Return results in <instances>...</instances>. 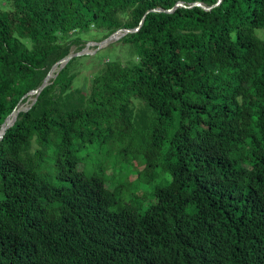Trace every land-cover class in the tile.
Instances as JSON below:
<instances>
[{"label":"trees","instance_id":"obj_1","mask_svg":"<svg viewBox=\"0 0 264 264\" xmlns=\"http://www.w3.org/2000/svg\"><path fill=\"white\" fill-rule=\"evenodd\" d=\"M197 1L0 0V127L82 34L145 15L126 61L83 90L72 57L6 128L0 264H264V0Z\"/></svg>","mask_w":264,"mask_h":264},{"label":"rangeland","instance_id":"obj_2","mask_svg":"<svg viewBox=\"0 0 264 264\" xmlns=\"http://www.w3.org/2000/svg\"><path fill=\"white\" fill-rule=\"evenodd\" d=\"M256 32L260 35L261 38H264V30L256 29ZM103 36L104 33L94 28H92L89 32L81 35V37L85 41L84 47L87 46L85 48L86 49L85 51L89 52L88 54L85 55H89V56L79 60V63L75 67L76 70H80L81 73L80 75H78L77 79L74 80V87L87 90L89 87L92 72L96 70L101 63L107 62L112 58L122 61H126L128 59L127 57L128 49L126 47H123L121 44L117 43L118 40L108 42L106 45H103L102 47L96 50L95 49L96 45L94 44V42L101 41L102 39H104ZM72 52H76V51H72ZM33 97H34L33 95H30L28 97V100L25 103L19 105L18 108L28 107ZM105 151H106L105 148H102L99 152L103 154ZM114 154L115 151L113 150L106 153V155L110 158L114 157ZM131 156L132 154L130 153V157H129L130 159H134V157L137 158L139 157V155L136 156V154L132 158ZM133 165L134 164L132 163H129L128 166L124 164L117 165L114 168V176L116 179L113 180V182H109L108 185H110V187H113L115 184H119V183H124L127 185V181H128L127 176L132 177L137 172L136 168L135 169L132 168ZM137 165L140 167V163ZM111 167L112 166L110 164L108 166V169H111L113 173V169ZM128 168L130 170H128ZM158 184H159L158 178H155L154 180H151L149 183L142 182L141 186H138L137 190L133 186L127 187L125 185V187H122L120 189V193L118 194L121 195L125 201L134 200L135 202L140 203L142 206H145L148 202L151 201L149 195L146 194L144 196L135 197L133 192L138 190L142 192H146L147 190L150 189V187H154L155 185Z\"/></svg>","mask_w":264,"mask_h":264},{"label":"water","instance_id":"obj_3","mask_svg":"<svg viewBox=\"0 0 264 264\" xmlns=\"http://www.w3.org/2000/svg\"><path fill=\"white\" fill-rule=\"evenodd\" d=\"M221 2V0H217L216 3H214L213 5H210V6H206L204 5L203 3L201 2H193L192 5H197V6H200L201 8L205 9V10H209L211 9L213 6H216L218 5L219 3ZM176 6H186L183 2H177L173 8H175ZM172 9H167V10H164V9H161V8H154V9H151L149 11H167V12H170ZM145 15H143L141 21L139 22L138 26L133 28V29H129V28H120V29H117L116 31H114L113 33H111L109 36H107L106 38L102 39L101 41L99 42H94V44L96 45L95 49H99L100 47H102L103 45H106L108 42H112V41H115V40H118L120 39L122 36H124L126 33H129V32H133V31H137L140 27V25L142 24V21L144 19ZM87 46L83 47L82 50L80 51H77V52H71L69 53L67 56L63 57L62 59L56 61L52 67L50 68L49 72L46 74V76L44 77L42 83L34 90H31L30 92L27 93L28 96L30 95H33V99L31 100L30 104L28 107L26 108H21L19 110H27L33 103L34 101L36 100V97L38 95V93L40 92V90L43 89V87L48 83L49 79L56 76V73L53 74L52 76H50V73L51 71L57 67V70L61 69L68 60H70L72 57H75V56H80V55H85V54H88L89 52L85 51ZM19 110H13L11 113H9L7 115V117L5 118V120L3 121V123L1 124V127H0V140L1 138L3 137V134L6 130V128H8L9 126H11L13 124V122L15 121L16 119V116H17V113ZM14 117L8 122V119L9 117L14 113Z\"/></svg>","mask_w":264,"mask_h":264},{"label":"bare ground","instance_id":"obj_4","mask_svg":"<svg viewBox=\"0 0 264 264\" xmlns=\"http://www.w3.org/2000/svg\"><path fill=\"white\" fill-rule=\"evenodd\" d=\"M56 70H57V67L54 68V69L51 71V73H52V72H55ZM51 73H50V76H52V75L54 74V73H53V74L51 75ZM19 109H21V108H18L17 110H19ZM17 110H16V111H17ZM16 111L12 114L11 119H12V117L15 115ZM11 119H10V120H11Z\"/></svg>","mask_w":264,"mask_h":264}]
</instances>
